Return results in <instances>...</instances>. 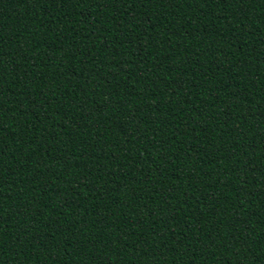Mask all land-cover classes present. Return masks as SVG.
I'll list each match as a JSON object with an SVG mask.
<instances>
[{
    "label": "trees",
    "instance_id": "16d2710c",
    "mask_svg": "<svg viewBox=\"0 0 264 264\" xmlns=\"http://www.w3.org/2000/svg\"><path fill=\"white\" fill-rule=\"evenodd\" d=\"M0 264H264V0H0Z\"/></svg>",
    "mask_w": 264,
    "mask_h": 264
}]
</instances>
